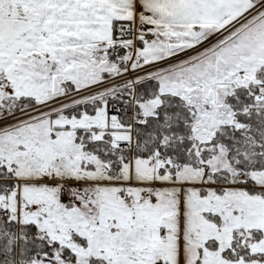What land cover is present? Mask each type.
Instances as JSON below:
<instances>
[{"label": "snow or ice", "instance_id": "snow-or-ice-1", "mask_svg": "<svg viewBox=\"0 0 264 264\" xmlns=\"http://www.w3.org/2000/svg\"><path fill=\"white\" fill-rule=\"evenodd\" d=\"M0 264H264V0H0Z\"/></svg>", "mask_w": 264, "mask_h": 264}]
</instances>
